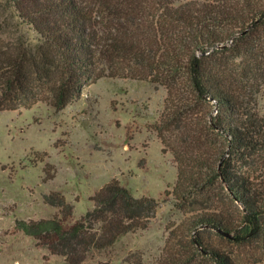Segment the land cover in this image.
<instances>
[{"label":"trees","instance_id":"trees-1","mask_svg":"<svg viewBox=\"0 0 264 264\" xmlns=\"http://www.w3.org/2000/svg\"><path fill=\"white\" fill-rule=\"evenodd\" d=\"M10 1L20 21L0 20V110L46 103L61 111L102 78L164 86L155 131L178 163L177 204L217 211L192 221L196 254L232 264L196 230L244 243L263 229L264 189L245 168L264 153V114L257 107L264 92V0ZM23 26L36 33L35 43L28 35L12 36L11 27ZM216 190L226 191L238 214L224 209L222 197L199 195ZM92 201L93 208L71 224L73 207L62 198V218L19 220L17 227L68 264H82L120 236L149 227L158 209L154 198L135 197L118 180ZM180 249L167 264H189L183 244Z\"/></svg>","mask_w":264,"mask_h":264},{"label":"rangeland","instance_id":"rangeland-1","mask_svg":"<svg viewBox=\"0 0 264 264\" xmlns=\"http://www.w3.org/2000/svg\"><path fill=\"white\" fill-rule=\"evenodd\" d=\"M18 15L10 0H0V20L20 21ZM11 28L12 36L28 35L36 42V33L26 26ZM8 35L4 33V38ZM166 98L162 85L102 78L61 111L46 103L27 110H0V264H68L21 231L18 221L62 218L58 202L65 198L73 207V216L66 221L71 224L93 208L92 198L113 180L135 197L154 198L156 217L149 227L120 236L113 246L94 252L82 264H128V258L139 264H167L182 253L180 244L189 264H213L196 254L189 228L195 216L217 211L179 207L174 196L178 163L155 131ZM257 107L264 114V92ZM247 162L245 170L249 168L252 181L264 189V153ZM199 195H217L225 199V210L240 211L225 190ZM262 226L255 239L244 243L209 228L196 232L232 264H264V217Z\"/></svg>","mask_w":264,"mask_h":264},{"label":"water","instance_id":"water-1","mask_svg":"<svg viewBox=\"0 0 264 264\" xmlns=\"http://www.w3.org/2000/svg\"><path fill=\"white\" fill-rule=\"evenodd\" d=\"M227 236H230V237H232V235H227Z\"/></svg>","mask_w":264,"mask_h":264}]
</instances>
